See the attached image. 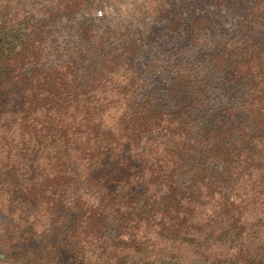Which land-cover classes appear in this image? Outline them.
<instances>
[{"label": "trees", "instance_id": "trees-1", "mask_svg": "<svg viewBox=\"0 0 264 264\" xmlns=\"http://www.w3.org/2000/svg\"><path fill=\"white\" fill-rule=\"evenodd\" d=\"M110 2L0 0V264H264V0Z\"/></svg>", "mask_w": 264, "mask_h": 264}, {"label": "rangeland", "instance_id": "rangeland-1", "mask_svg": "<svg viewBox=\"0 0 264 264\" xmlns=\"http://www.w3.org/2000/svg\"><path fill=\"white\" fill-rule=\"evenodd\" d=\"M120 2V0H111L110 4L103 3L92 12L79 14L73 20L63 24L62 32L59 33L60 37L63 35L62 38H65L64 34H69L66 38L77 37L84 22L87 21L93 22L100 32H105V36H111L113 33L111 38H118L127 31V38H139V32H144L145 36H150L149 38H160L159 34H154L160 29L159 22L148 20L140 23L131 22L132 16H135L134 4H139L140 0H127L125 7Z\"/></svg>", "mask_w": 264, "mask_h": 264}]
</instances>
